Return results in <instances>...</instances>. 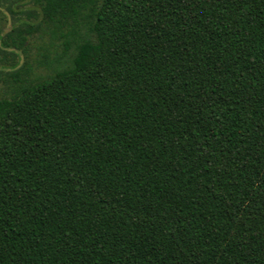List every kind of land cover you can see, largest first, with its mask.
<instances>
[{"label": "trees", "instance_id": "trees-1", "mask_svg": "<svg viewBox=\"0 0 264 264\" xmlns=\"http://www.w3.org/2000/svg\"><path fill=\"white\" fill-rule=\"evenodd\" d=\"M0 87V264H264V0H0Z\"/></svg>", "mask_w": 264, "mask_h": 264}, {"label": "rangeland", "instance_id": "rangeland-1", "mask_svg": "<svg viewBox=\"0 0 264 264\" xmlns=\"http://www.w3.org/2000/svg\"><path fill=\"white\" fill-rule=\"evenodd\" d=\"M47 40V36L46 35H43V36H40V37H33L32 39V43H34V46L32 47V50H33V57L36 55V52H37V46L39 45V43L43 42V41H46ZM33 73L34 74H38V73H41V74H45L47 72L46 69H44L43 67H40L38 66L37 64H33ZM2 92V89L0 87V94Z\"/></svg>", "mask_w": 264, "mask_h": 264}, {"label": "water", "instance_id": "water-1", "mask_svg": "<svg viewBox=\"0 0 264 264\" xmlns=\"http://www.w3.org/2000/svg\"><path fill=\"white\" fill-rule=\"evenodd\" d=\"M8 21H9V16H8Z\"/></svg>", "mask_w": 264, "mask_h": 264}]
</instances>
